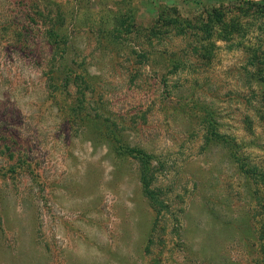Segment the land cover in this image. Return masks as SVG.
Here are the masks:
<instances>
[{"label": "rangeland", "instance_id": "rangeland-1", "mask_svg": "<svg viewBox=\"0 0 264 264\" xmlns=\"http://www.w3.org/2000/svg\"><path fill=\"white\" fill-rule=\"evenodd\" d=\"M238 2L0 0V264H260L264 188L205 147L201 123L213 112L239 164L264 169L249 64L264 16L230 41L198 30ZM61 99L160 163L168 211L150 243L136 161L109 152L103 124L69 125ZM21 156L32 166L10 179Z\"/></svg>", "mask_w": 264, "mask_h": 264}, {"label": "trees", "instance_id": "trees-1", "mask_svg": "<svg viewBox=\"0 0 264 264\" xmlns=\"http://www.w3.org/2000/svg\"><path fill=\"white\" fill-rule=\"evenodd\" d=\"M247 12H250L251 15H263L264 16V2L253 3V2H245L239 0L237 7H229L227 11L221 9H213L212 15H210V19L214 21V27H209L207 25H200L198 30L203 31L204 33L216 34L218 33L222 40L230 41L234 37L241 34L243 31V25L247 23V21H243L247 16ZM212 21V22H213ZM210 31V32H209ZM249 64L254 68L255 74L252 79L255 84L258 85L259 88V100H260V116L264 125V51L259 56L255 51L250 58ZM67 87V86H66ZM63 86L54 85L56 91L54 93L63 94L64 89ZM60 101L62 105L65 107V120H67L69 125H74L78 127H86L88 122H95L103 124L101 128V135L103 134L104 139L107 141L109 152H114L117 156H120L125 159H134L138 166V181L140 186V192L142 197L146 200V203L149 208V212L153 215V223L152 227L149 230L147 242L150 243L152 241V233L153 227L163 218V213L168 211V207L162 199V192L155 187V183L157 181V169L158 161L156 158L148 153H146L143 149L139 148H129L122 141L113 134L110 129L111 126L108 122L102 121L100 117H95L93 113H87V111L82 110L81 107H76V103H72L70 101H65L61 99ZM58 105L59 101H58ZM206 123V135L204 137L205 147H222L226 154L228 155V159L231 161L233 165L237 167L239 173H242L247 182H251L254 180L256 185H260L264 188V169H260L259 167H253L249 164L242 161L244 164L241 166L239 164L240 159L237 157V154L240 150L243 149L241 145H238L234 142L233 139L228 136L222 135L219 132L220 125L215 120V115L213 112L206 111L203 116L202 122ZM87 135L95 134L91 131L87 130ZM93 139V140H95ZM242 148V149H241ZM18 160L14 162L12 165L8 166V170L6 173L11 174V178L19 176L20 174L17 172L19 169H25L24 167H31L32 163L26 161L25 157H19ZM11 161H14V157L10 158ZM155 164V165H154ZM27 170V169H26ZM260 190V189H259ZM260 216H262V226L259 232L258 241L260 242L262 249V257L260 264H264V197L261 199L260 203ZM155 230V229H154ZM240 239L245 242L247 245L249 239L246 236L240 237Z\"/></svg>", "mask_w": 264, "mask_h": 264}]
</instances>
